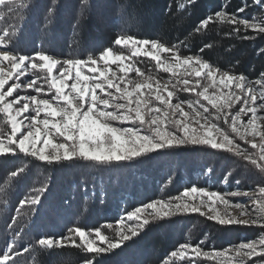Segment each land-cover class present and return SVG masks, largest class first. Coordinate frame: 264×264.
<instances>
[{"label": "snow or ice", "instance_id": "1", "mask_svg": "<svg viewBox=\"0 0 264 264\" xmlns=\"http://www.w3.org/2000/svg\"><path fill=\"white\" fill-rule=\"evenodd\" d=\"M195 2L188 0L192 5ZM253 2L264 13V0ZM26 4L27 0H0V21L21 18ZM247 8L245 0L235 13L220 10L209 14L194 32L219 22L231 26L226 35L253 39L241 35L251 30L264 38V16L259 21L240 16ZM14 27L9 25L0 33V156L23 154L47 164L83 160L111 165L139 162L153 152L199 146L223 150L245 167L264 173V71L259 78L249 79L244 73L222 70L201 54L184 55L181 44L187 49L185 42L165 45L156 39L124 34L114 40L120 46L116 51L107 47L99 56L89 55L86 60H61L42 52L26 56L8 48ZM210 47L205 44L199 53ZM257 54L264 55V50L259 49ZM141 56L155 61L158 69L170 74L169 78H144L143 70L135 63L125 64V60ZM112 65L121 75L115 71L109 74ZM129 72L141 79H126ZM180 93L191 94L192 98L182 99ZM23 171H12L11 177ZM45 190L34 189L19 201L20 206H38ZM238 195L247 197L250 205H232L228 197ZM217 202L224 206L223 211H218ZM205 206L211 215L201 211ZM228 207L238 208L239 216H233ZM189 212L207 215L221 225H256L264 229V184L250 191L224 194L190 187L182 195L153 200L128 211L126 218L120 219L122 227L115 230L116 239L105 236L100 227L76 226L58 239L43 236L36 246L51 250L67 241L86 253L82 264H102L99 257L103 254L122 249L126 242L141 236L148 229L149 218L157 221ZM19 235L16 232L0 249V264H16ZM202 244H179L163 264H200L201 257L217 261L224 256V252L204 250ZM231 251L227 264H264V232L256 239L232 245ZM60 264L75 262L69 255Z\"/></svg>", "mask_w": 264, "mask_h": 264}, {"label": "trees", "instance_id": "2", "mask_svg": "<svg viewBox=\"0 0 264 264\" xmlns=\"http://www.w3.org/2000/svg\"><path fill=\"white\" fill-rule=\"evenodd\" d=\"M246 2L248 8L239 15L260 20L264 13L253 0ZM244 3L245 0H196L195 5L188 0H87V3L84 0H27L21 18L6 17L1 22L2 30L15 26L8 48L23 55L42 52L62 58L87 59L107 47L116 51L114 40L124 34L137 39H156L165 45L185 42L187 49L181 44L184 55L201 54L222 69L256 77L264 71V55L257 54L259 49L264 50V38L249 31H242L241 35L255 38L245 40L226 35L231 26L219 22L210 23L200 33L194 32L207 15L220 10L235 13ZM106 9L111 21L108 30L97 26L98 16ZM96 39L101 41L96 43ZM205 44L211 47L199 53ZM187 147L146 156L139 162L111 165L78 160L47 164L23 154L0 157V247L19 232L16 251L21 248L29 251L14 257L16 264H59L53 259L69 255L76 262L83 260L84 254L75 247L48 250L36 246V241L43 236L67 235L68 229L76 226L105 230V224L117 222L136 206L167 199L191 185L210 182L220 191L224 190L223 184L229 190L241 186L245 190L264 181L260 176L261 180L251 176L248 180L246 172L232 169L235 161L239 165L243 163L231 154ZM159 159L165 164L159 165ZM242 166L248 173L253 171L251 166ZM19 168L24 171L11 177V172ZM41 187L46 190L38 206H20L21 199ZM149 226L150 230H145L141 238L117 250L116 256L124 258L131 247L140 243L135 254L141 256H138L139 262H146L153 255L162 258L184 242L186 226L181 220L176 224L166 221ZM215 242L214 238H207L205 244ZM105 256L99 257L102 263L108 262Z\"/></svg>", "mask_w": 264, "mask_h": 264}, {"label": "rangeland", "instance_id": "3", "mask_svg": "<svg viewBox=\"0 0 264 264\" xmlns=\"http://www.w3.org/2000/svg\"><path fill=\"white\" fill-rule=\"evenodd\" d=\"M104 1H106V0H104ZM107 13H108V10L105 11V13L98 16L97 26L100 29L108 30L110 27L111 21L107 17ZM111 13H112V11H111ZM255 20L259 21L258 19H255ZM2 26H3V24L0 21V33H2ZM249 32L253 33L251 30H249ZM253 34H255V33H253ZM254 38H255V36H254ZM99 41H101V40L96 39L95 42L97 43ZM119 47L120 46H117L116 49H118ZM37 48H40L39 45L37 46ZM48 55H50L54 58L61 59V60L68 59V58L59 57L58 55H51V54H48ZM125 55L128 56L129 53L127 51H125ZM161 55L163 56L166 54L161 53ZM26 56H31V55H26ZM95 56H99V54L95 55ZM83 60H86V59H83ZM130 63H135L136 67H139L143 70L144 78H147L149 75H151V76H155L157 78H160L162 80H167L170 76L169 73H165L162 70L158 69L156 67V62L152 61L149 57H143V56L132 57L130 59L125 60L126 65L130 64ZM222 70L227 71L225 69H222ZM113 71H115L117 75H121L119 70L116 69L115 65L111 66V70L109 71V74H111V72H113ZM257 78H259V74L256 77H249V79H253V80L257 79ZM126 79L138 80V79H141V77H137L135 72H129ZM28 91H29V94H35V93H32L31 90H28ZM179 95L181 96L182 99L192 98L191 94H188V93H180ZM175 102H176V100H175V98H173V103H175ZM184 107H185V111H187V107L186 106H184ZM2 123H3V121L0 120V124H2ZM125 126H128V125H125ZM141 131H143V130H141ZM241 145L245 146L243 144V142H241ZM190 147H195V146H190ZM197 147H199V146H196L195 148H197ZM187 148H189V146ZM199 148H203V147H199ZM205 149H208V150L214 151V152H225L223 150H212L211 148H205ZM156 153H161V152H153V153L149 154L148 156H152ZM225 153H227V152H225ZM227 154H230V153H227ZM0 157H5V156H0ZM78 161H83V160H78ZM231 161H233V160H231ZM41 162H43V161H41ZM54 163H58V162H54ZM158 164L163 165V164H165V162H164V160L160 161V159H159ZM242 165H239L235 161L231 166H232V169H235L236 172H238V171H240V172L242 171L243 173L246 172L248 174V177H246V178H248V180L250 179L249 176H251L253 179H256V178L259 180H261L262 178L264 179V176H263L264 173H261L258 169L252 167L253 171L248 173ZM259 176L261 177V179L259 178ZM263 182L259 183L258 185L249 187L245 190L242 186L239 188L233 187L232 190H229L227 185L225 186V184L221 183V185L222 184L224 185V190L220 191L219 189H216L215 187H213L214 185L210 182H208L206 184L203 183V184H200L197 186L191 185V187L203 188L206 191H215V192H218L220 194H224V193H228V192H232V191H239V192L250 191V190L256 188L257 186L264 184ZM185 190L186 189H184L183 191H181L179 193H176V195L171 196V197H175L177 195H182V193ZM171 197H168V198H171ZM205 199H207V198H205ZM228 199L231 201L232 205H235L236 203L243 204L246 207L250 205V201L248 200V198L245 196H242V195H238L235 197H228ZM158 200H160V199H158ZM216 206H217L218 211L224 210V206L222 204H219V202H217ZM132 210H134V209H132ZM227 210L229 212H231L233 216H239L240 210L238 208L228 207ZM201 211L204 213H207V215L212 214L211 212H209L207 206L203 207L201 209ZM126 214L127 213H125L122 217L126 218ZM145 215H147V213H145ZM207 215H201L200 213H191V212H189V213H177L171 217L164 218L162 220L151 221L150 218H149V220H150V224H154V223L160 224V222L162 223V222H166V221H172V222L175 221V224H176L177 222H179L181 220L184 222V224L186 226L184 233H183L185 235V236L183 235L184 242H182V243L190 242L192 244H199L201 241H203V244L201 246L204 248V250L215 251V252H224V256L217 261H212V260H209L207 258L201 257L200 258V264H227L228 260L231 259V257H232V251H231L232 245H237L242 241H248V240L256 239L261 234V232H264V229H262L256 225H249V226H245V225H221L214 220L208 219ZM241 218L246 219L247 217H241ZM120 219L115 223L105 224L104 226H106L105 227L106 229L101 230L102 233L105 236L112 237L114 239L118 238L117 232L115 230H119L122 227V225L120 224ZM125 223H131V222H128L125 220ZM109 225H111V227H109ZM179 228L181 229V227H179ZM146 230L149 231L150 226H148V229H146ZM0 234H2V233H0ZM193 235L197 236L196 240L192 239ZM204 236H206V237H204ZM138 238H141V237H137L136 239H138ZM207 238H211V239L214 238V240H216V242L215 243H208V246H206L205 242L207 241ZM225 238H227V239H225ZM193 240L195 241V243H193ZM8 242H6V244ZM129 242H134V241H128L126 243L128 244ZM97 243L101 244V242L99 240H97ZM6 244H3V246L0 247V249H3ZM139 244L140 243H138L136 245V247H134L133 249L131 247L127 251L124 258L117 257L118 255L116 256V252L120 248H117L110 253H106L105 257H107L108 262L102 263V264H163V261L165 259H167L168 255H170V253H166L162 258L160 257L158 259L156 258L157 256L153 255V256L147 258L146 262H139L138 260L140 259L141 256L135 254V252L138 251V249H140L139 248L140 246L138 247ZM72 247H75V246L70 245L67 241H61L60 244H58L56 246V249H65V248H72ZM76 249H78V248H76ZM19 250L20 251H18V252L20 254L24 253L23 248H21ZM225 250H228V251L225 252ZM78 251L80 253L84 254V256L86 255V253L80 251L79 249H78ZM149 251L152 254H156V252L154 250H149ZM103 256H104V254H103ZM138 256H140V257H138ZM62 258H66V257H58V258L53 259V261H55V262L59 261V264H60V261ZM72 260L74 261V259H72ZM151 260H153L151 263H147ZM75 264H82V259L76 260Z\"/></svg>", "mask_w": 264, "mask_h": 264}]
</instances>
